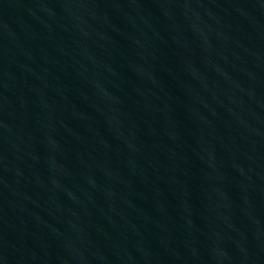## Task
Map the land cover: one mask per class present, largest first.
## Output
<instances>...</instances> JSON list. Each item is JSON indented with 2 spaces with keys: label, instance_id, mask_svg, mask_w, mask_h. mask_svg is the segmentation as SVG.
Returning <instances> with one entry per match:
<instances>
[{
  "label": "water",
  "instance_id": "95a60500",
  "mask_svg": "<svg viewBox=\"0 0 264 264\" xmlns=\"http://www.w3.org/2000/svg\"><path fill=\"white\" fill-rule=\"evenodd\" d=\"M0 264H264V0H0Z\"/></svg>",
  "mask_w": 264,
  "mask_h": 264
}]
</instances>
